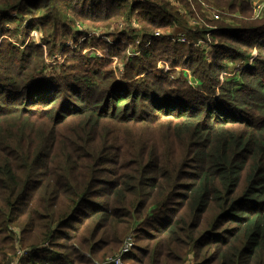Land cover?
Instances as JSON below:
<instances>
[{
    "label": "trees",
    "instance_id": "obj_1",
    "mask_svg": "<svg viewBox=\"0 0 264 264\" xmlns=\"http://www.w3.org/2000/svg\"><path fill=\"white\" fill-rule=\"evenodd\" d=\"M169 1L0 0V264H104L130 232L122 264H264V16ZM63 17L141 35L60 50Z\"/></svg>",
    "mask_w": 264,
    "mask_h": 264
},
{
    "label": "rangeland",
    "instance_id": "obj_2",
    "mask_svg": "<svg viewBox=\"0 0 264 264\" xmlns=\"http://www.w3.org/2000/svg\"><path fill=\"white\" fill-rule=\"evenodd\" d=\"M168 1V0H167ZM189 1V0H188ZM169 2H173V3H175L176 2V0H171V1H169ZM196 2L198 3V4H200L201 5V7H204L203 9H204V12H205V16H207L206 17V19L210 22V24L209 25H207L208 27H210V28H212V29H214V30H216L217 29V27L215 26V24H212L213 22H218V21H220V22H223V23H225V24H233L234 22H233V18H239L240 17V15H238L237 13L236 14H233V13H229L225 8L224 9H221V8H218V6H216L214 3H211L210 1L208 2L207 0H196ZM216 15L219 17L218 19H216ZM251 18H253V19H256L255 17H254V13H253V11L251 12ZM63 19H64V21H68V22H70V24L72 25V28H73V31L74 32H76L80 37L81 36H83V35H85V33L86 32H90L93 28L91 27H89V26H87V25H85V24H83V23H79V22H75V21H73V20H71L70 18H68V17H63ZM126 20L124 19V21H120V22H118V23H116V24H114V25H112V27H110V28H108V29H96L97 31H100L101 33H103V34H106V35H108L109 37H111L112 39H116L117 38V36H116V34L117 33H119V32H121V25L122 24H124V23H127V22H125ZM130 21V20H129ZM131 21H133V22H135V20H131ZM135 24H136V22H135ZM191 24H194L193 22H191ZM137 25V24H136ZM138 26V25H137ZM139 27V26H138ZM176 30V29H175ZM174 30V33H171L173 36H176V35H178V34H181V33H184L183 31H181L179 28H177V30L178 31H175ZM76 34V35H77ZM79 37V38H80ZM211 37V36H210ZM77 39V41L79 42L80 41V39ZM76 40V39H75ZM74 39H67L65 42H64V44H61L60 46H59V49L60 50H63V49H66V48H68V44L69 43H71V45H73L74 44V41H75ZM92 41H90V42H88L87 44H88V47H86L85 49H88V51H87V54H89L90 52H93L94 54H95V56H100V57H104V53L102 52V50H101V48H100V45H97V44H92L91 43ZM143 44H144V42L142 41L141 42V44L140 45H142V46H140L139 48H135L136 46V43H134L133 45L135 46V47H133V48H131V50H134V49H137V50H139L140 49V53H141V50L142 49H144L143 48ZM128 45H130V44H128ZM130 51V50H129ZM129 51H128V53H129ZM127 53V54H128ZM140 55V54H139ZM138 55V56H139ZM128 56H129V54H128ZM138 56H136V57H138ZM131 57V56H130ZM136 57H133L132 56V58H136ZM178 76V74H176L175 75V77H177ZM189 82L193 85V86H196V84H197V82L196 81H194L193 79H189ZM11 235H12V237L14 238V241H15V238L17 237V236H19V231L17 230V229H14L13 227H11ZM127 237H132L133 238V235H132V233L130 232V233H128L127 234V236L124 238V240L127 238ZM123 240V241H124ZM15 245H16V248H17V250H16V252H17V256L18 257H20V258H22L24 255H22L21 254V252L22 251H20V249H19V244L15 241ZM123 246V243H122V245H121V247ZM121 247H119V248H121ZM117 253H114V255L112 256V257H114L115 255H116ZM111 258V257H110ZM11 264H18V260H15L13 263H11ZM185 264H191V260H188Z\"/></svg>",
    "mask_w": 264,
    "mask_h": 264
},
{
    "label": "built area",
    "instance_id": "obj_3",
    "mask_svg": "<svg viewBox=\"0 0 264 264\" xmlns=\"http://www.w3.org/2000/svg\"><path fill=\"white\" fill-rule=\"evenodd\" d=\"M250 3H251V9L254 13V17L256 19L263 17L264 16V0H250ZM218 18L219 17L216 15V19H218ZM125 22H127V23H124L121 25V31L128 32V31L132 30L135 34H138L139 36L141 35V33H136L138 26L135 24V22H133V21H125ZM31 35L35 39L38 38V35L36 32H32ZM152 37L153 38H164L165 37V38L169 39L170 41L177 42V43H188V42H190L184 33L178 34L176 36H173L172 34H168L165 36L159 32H156L152 35ZM79 39H80L79 42L76 41V43H74L73 45H71V43H69L68 46H72V48H75L79 44L88 43L90 41L93 42L96 39H98V40H100V41H102L108 45H114L116 43V39H112L108 35L103 34L97 30H91L90 32H86L85 35L81 36ZM141 42H142V40L138 37V39H136V41H135L136 47L135 46L134 47L139 48L140 46H142V45H140ZM210 43H211L210 35L207 34V35H205L204 39H200L197 42V45L205 48ZM124 44H125V42H124ZM149 46H150V41L144 42V44H143L144 49L149 47ZM87 51H88V49H86L84 51L85 55H89L92 57L95 56V54L93 52H90L89 54H87ZM128 54L131 57L132 56L136 57L140 54V49L139 50H137V49L130 50ZM97 57H100V56H97ZM54 60L60 61L59 55H54L52 58V61H48V63H53ZM132 247H133V239H132V237H127L124 240L123 246L119 249L118 253L114 257L107 259L104 264H122V261H121L122 256L129 253L130 250L132 249Z\"/></svg>",
    "mask_w": 264,
    "mask_h": 264
}]
</instances>
